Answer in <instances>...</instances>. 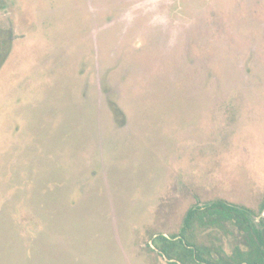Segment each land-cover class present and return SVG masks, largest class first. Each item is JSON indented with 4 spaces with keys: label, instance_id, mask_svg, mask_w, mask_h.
<instances>
[{
    "label": "rangeland",
    "instance_id": "obj_1",
    "mask_svg": "<svg viewBox=\"0 0 264 264\" xmlns=\"http://www.w3.org/2000/svg\"><path fill=\"white\" fill-rule=\"evenodd\" d=\"M263 200L264 0H0V264H169Z\"/></svg>",
    "mask_w": 264,
    "mask_h": 264
},
{
    "label": "trees",
    "instance_id": "obj_2",
    "mask_svg": "<svg viewBox=\"0 0 264 264\" xmlns=\"http://www.w3.org/2000/svg\"><path fill=\"white\" fill-rule=\"evenodd\" d=\"M112 108L115 114L119 110L114 105ZM259 210L264 211V200L260 203ZM228 222H234L239 227L243 245L232 256H225L223 264H264V217L257 221L256 215L250 210L230 206L222 201L190 208L178 235H158L154 240L155 248L159 251L157 254L179 264H202L197 263V260L210 261L205 257L206 249L196 242L193 229L203 231L211 225L222 228ZM178 236L180 237L177 238Z\"/></svg>",
    "mask_w": 264,
    "mask_h": 264
},
{
    "label": "flooded vegetation",
    "instance_id": "obj_3",
    "mask_svg": "<svg viewBox=\"0 0 264 264\" xmlns=\"http://www.w3.org/2000/svg\"><path fill=\"white\" fill-rule=\"evenodd\" d=\"M228 205H230V204H228ZM230 206H235V205H230ZM259 206H258L257 212H255L252 209L246 208V209L250 210L253 214L256 215V220L257 221H260L264 217V211L261 212L259 210ZM235 207H237V206H235ZM243 208H245V207H243ZM228 227L233 228V230H234V232L236 234V235H234L235 241H236V246L231 250V252L230 253L225 252L223 246L221 245V239L220 238H218L216 241L209 242L207 245L199 244V246H203L206 249V251H205V254H206L205 257L206 258H209L210 261L201 262V261L197 260V263H202V264H223V260H224L225 256H232L235 252L239 251V247H240V250H241L242 245H243L242 238H241V234L239 233V227L234 222H228L222 228H219L217 226H212L211 225V226H209L206 229V231L208 230L209 232H214V233H219L220 231H222L224 233H227L228 231L226 230V228H228ZM194 231H195V229H193V235H194ZM175 235H178V234H175ZM179 237L180 236H178L177 238H179ZM194 237H195V235H194ZM154 246H155V244H154ZM219 249H221L222 253H221V251ZM153 250L156 251L159 254V251L156 248H154ZM163 258L166 261H168L165 257H163ZM168 262H169V264H173V263L174 264H179L175 260H173L172 262L171 261H168Z\"/></svg>",
    "mask_w": 264,
    "mask_h": 264
}]
</instances>
